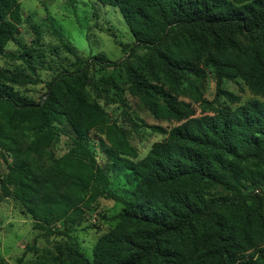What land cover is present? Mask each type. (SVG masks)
Returning a JSON list of instances; mask_svg holds the SVG:
<instances>
[{
    "label": "trees",
    "instance_id": "1",
    "mask_svg": "<svg viewBox=\"0 0 264 264\" xmlns=\"http://www.w3.org/2000/svg\"><path fill=\"white\" fill-rule=\"evenodd\" d=\"M97 2L120 10L134 38L124 53L150 49L143 65L126 67L127 91L156 121L177 125L151 126L166 136L138 159L126 131L109 123L86 92L92 66L119 62L104 54L81 59L61 38L76 57L74 69L57 74L41 101H20L12 87L37 79L0 69V151L8 168L2 196L14 197L46 236H68L101 198L122 206L91 259L70 243L63 264H264V39L249 47L237 39L264 31V0ZM22 22L20 2L0 0V57L8 43H18ZM188 56L202 58L214 73V100L199 84L204 69ZM147 66L155 81L145 76ZM235 79L255 99L240 104V96L223 88ZM220 97L228 103H218ZM92 131L105 136L110 170L128 179L122 193L89 144ZM62 134L70 146L56 157L52 146Z\"/></svg>",
    "mask_w": 264,
    "mask_h": 264
},
{
    "label": "rangeland",
    "instance_id": "2",
    "mask_svg": "<svg viewBox=\"0 0 264 264\" xmlns=\"http://www.w3.org/2000/svg\"><path fill=\"white\" fill-rule=\"evenodd\" d=\"M21 4L23 22L17 35L18 43L10 42L5 54L0 57V69L20 80L26 77L37 79L38 84L12 85L20 101L37 103L42 100L47 84L64 70L72 71L76 57L64 49L61 38L74 47L77 57H89L104 54L110 61L119 62L113 68L100 69L92 66L86 92L91 101L97 102L105 111L109 123H116L126 131L130 143L138 151V159L147 155L155 142L166 135L154 131L157 125L170 129L176 122L156 121L142 104L127 91L124 74L127 66L138 68L147 60L150 49L137 46L135 56L130 57L129 50L124 53L123 46H132L134 38L120 10L104 6L97 0H18ZM55 30L60 34L58 36ZM242 47L259 45L264 39V31L256 35L237 37ZM194 64L205 71V78L199 81L204 96L208 100L216 97V77L212 70L204 66L203 59L188 56ZM145 76L155 81V73L145 67ZM113 79L119 87L117 91L108 80ZM223 88L241 97L240 104L255 99L241 79L224 80ZM182 100H187L179 97ZM218 103H228L223 97ZM235 107V106H233ZM62 127L71 131L63 119ZM72 133V132H71ZM89 144L96 151L101 166H108L111 185L118 193L127 187L128 179L117 177L110 170L112 161L106 154L108 143L98 131L89 134ZM70 139L62 134L53 144L56 157L67 153ZM8 163L12 157L6 154ZM0 151V181L7 173ZM122 206L110 199L101 198L88 211L80 226H76L67 235L46 236L43 229L35 228V221L14 197H3L0 191V260L6 264H63L70 243L76 244L89 259L98 239L107 233L117 222L115 216ZM62 228V224H57ZM36 240V241H35ZM35 241V242H34Z\"/></svg>",
    "mask_w": 264,
    "mask_h": 264
}]
</instances>
